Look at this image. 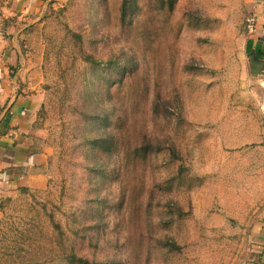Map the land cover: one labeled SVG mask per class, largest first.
<instances>
[{"label":"rangeland","instance_id":"rangeland-1","mask_svg":"<svg viewBox=\"0 0 264 264\" xmlns=\"http://www.w3.org/2000/svg\"><path fill=\"white\" fill-rule=\"evenodd\" d=\"M250 1H48L24 47L44 155L0 186V264H264Z\"/></svg>","mask_w":264,"mask_h":264},{"label":"crops","instance_id":"crops-1","mask_svg":"<svg viewBox=\"0 0 264 264\" xmlns=\"http://www.w3.org/2000/svg\"><path fill=\"white\" fill-rule=\"evenodd\" d=\"M49 0H0V186H32L31 168L40 166L44 149L32 132L40 107L26 75V35L46 11ZM254 30L245 31L251 63L264 58V0H251ZM38 121V120H37Z\"/></svg>","mask_w":264,"mask_h":264},{"label":"built area","instance_id":"built-area-1","mask_svg":"<svg viewBox=\"0 0 264 264\" xmlns=\"http://www.w3.org/2000/svg\"><path fill=\"white\" fill-rule=\"evenodd\" d=\"M246 22V29L248 32H252L254 30V24H255V19L253 16H249L245 19Z\"/></svg>","mask_w":264,"mask_h":264},{"label":"trees","instance_id":"trees-1","mask_svg":"<svg viewBox=\"0 0 264 264\" xmlns=\"http://www.w3.org/2000/svg\"><path fill=\"white\" fill-rule=\"evenodd\" d=\"M100 141V147L103 148V146L106 144L108 145L107 143V140H99ZM108 149V146H104V148L102 150H107ZM78 262L79 264H89L88 261L86 260H82V259H78Z\"/></svg>","mask_w":264,"mask_h":264}]
</instances>
